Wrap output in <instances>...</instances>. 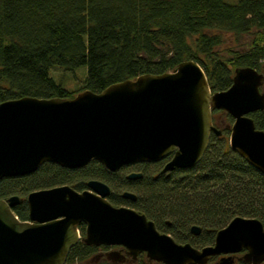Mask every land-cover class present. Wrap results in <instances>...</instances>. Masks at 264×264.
I'll use <instances>...</instances> for the list:
<instances>
[{"label": "trees", "instance_id": "obj_1", "mask_svg": "<svg viewBox=\"0 0 264 264\" xmlns=\"http://www.w3.org/2000/svg\"><path fill=\"white\" fill-rule=\"evenodd\" d=\"M225 34L236 40L248 35V42L225 55L220 52ZM189 58L202 67L212 91L227 89L238 66L264 72V0H0V102L101 92L114 82L171 71ZM83 65L87 76L77 89L50 73L53 67ZM212 113L219 116L221 134H211L192 168L160 173L159 160L110 172L97 161L81 169L46 162L31 174L0 180V198L62 184L79 189L96 178L110 186L112 204L127 203L177 242L211 244L216 231L238 215L264 225V175L229 147L233 118L222 110ZM249 116L264 130V110ZM131 169L142 177L128 179ZM123 190L134 192L135 201L123 198ZM13 211L28 219L25 201ZM192 225L201 228L199 235L191 234ZM76 251L80 259L92 252L80 243L71 249L72 259ZM135 264L158 263L142 255Z\"/></svg>", "mask_w": 264, "mask_h": 264}, {"label": "water", "instance_id": "obj_2", "mask_svg": "<svg viewBox=\"0 0 264 264\" xmlns=\"http://www.w3.org/2000/svg\"><path fill=\"white\" fill-rule=\"evenodd\" d=\"M264 72L238 66L231 85L212 91L202 67L185 59L161 74H141L114 82L101 92L84 89L71 98L22 96L0 102V180L35 172L46 162L65 168L99 162L110 172L166 156L161 173L194 167L211 133L221 134L212 110L228 113L229 147L264 175V130L250 113L264 110ZM142 173L131 171L128 179ZM78 192L68 184L37 189L26 196L28 220L13 211L19 196L0 198V264H64L85 224L87 244L122 245L133 259L145 253L163 264H246L264 262V225L255 217L235 216L215 233L211 244L195 247L159 232L145 214L109 200L102 180L87 181ZM121 196L134 201L136 194ZM198 235L201 228L192 225ZM122 261L118 250L107 253Z\"/></svg>", "mask_w": 264, "mask_h": 264}, {"label": "flooded vegetation", "instance_id": "obj_3", "mask_svg": "<svg viewBox=\"0 0 264 264\" xmlns=\"http://www.w3.org/2000/svg\"><path fill=\"white\" fill-rule=\"evenodd\" d=\"M215 117L217 118L218 117V119H219V116H216V115H214L213 113H212V120H213V124L214 125H216L218 128H220V125H219V123H218V120H216L215 119ZM212 134V133H211ZM171 158V155H169V156H166V157H164V158H162V159H160V160H163V163H162V166H161V168H160V171H161V169H162V167L164 166V164H165V162H167L169 159ZM157 161H159V160H157ZM154 162H156V161H154ZM141 163H150V162H141ZM151 163H153V162H151ZM89 164V163H88ZM138 164H140V163H134V164H131V165H127V166H137ZM85 166H87V165H85ZM84 166V167H85ZM63 168H65V167H63ZM81 168H83V167H80V168H74V169H81ZM67 169H70V168H67ZM175 169H177V168H175ZM174 169V170H175ZM131 171H137V170H133V169H131V170H129L127 173H126V177H127V174L129 173V172H131ZM171 171H173V170H171ZM139 172V171H138ZM167 172H169V171H167ZM161 173V172H160ZM154 175H156V172H155V174ZM90 179H92V178H89L88 180H90ZM88 180H86V182H85V185L84 186H82L81 188H79V189H76V188H74L73 186H71V187H73L75 190H77L78 192H81V191H83V190H85V189H88V187H87V181ZM130 180H132V179H130ZM135 180V179H134ZM69 185V184H68ZM110 187V186H109ZM124 191V190H123ZM122 191V192H123ZM110 192H111V188H110ZM121 192V193H122ZM14 195V194H13ZM17 195V194H16ZM19 196V195H18ZM27 196V195H26ZM26 196L25 197H20L19 196V199H20V201H19V203L18 204H16V205H14V207H16V206H19L21 203H23L24 201L26 202ZM7 198V197H6ZM6 198H2V199H6ZM127 200H129V199H127ZM131 201V200H130ZM135 201V200H134ZM121 205H124V206H129V207H131L130 205H128L127 203H125V204H121ZM118 206H120V205H118ZM13 207V208H14ZM133 208V207H132ZM136 210V209H135ZM26 220H28V219H26ZM81 226H84V231H82V228H81ZM158 230V229H157ZM77 231H78V240H76V242L73 244V246L70 248V250H69V252H68V254H67V256H66V258H65V261H64V264H77V262L79 261H82V260H84V261H88V263H90V264H102V263H104V262H111V263H120V264H135L136 262H138V260H139V258L142 256V255H144L145 257H146V255H145V253H140V254H138L137 255V258L136 259H133L131 256H129V255H127L126 254V248L125 247H123L122 245H107V244H99V245H94V244H87V243H85L83 240H82V238L84 237V235H85V224L83 223V222H81V223H79L78 225H77ZM159 232H164V233H167V232H165V231H161V230H158ZM191 232V231H190ZM201 232V231H200ZM169 234V233H168ZM192 234V233H191ZM200 234V233H199ZM198 234V235H199ZM194 235V234H193ZM196 236V235H195ZM80 243H84L85 245H87V246H90V249H91V253L89 254V255H87L85 258H82V259H80V258H77V251H76V254H75V256H74V258L72 259L71 258V256H70V252H71V249L72 248H76L77 247V245L78 244H80ZM180 243H184V242H180ZM190 243V242H189ZM194 246V245H193ZM203 246V245H202ZM196 247V246H195ZM201 247V246H200ZM112 250H118V251H120L123 255H124V259L122 260V261H114V260H112V258L111 257H108L107 256V253L108 252H110V251H112ZM241 255V253H238V254H236L235 255V258H238L239 256ZM147 258V257H146ZM218 257L216 256V259H217ZM148 259V258H147ZM149 260V259H148ZM240 260V259H239ZM149 261H153V262H157L158 264H163V263H161V262H158V261H154V260H149Z\"/></svg>", "mask_w": 264, "mask_h": 264}, {"label": "rangeland", "instance_id": "obj_4", "mask_svg": "<svg viewBox=\"0 0 264 264\" xmlns=\"http://www.w3.org/2000/svg\"><path fill=\"white\" fill-rule=\"evenodd\" d=\"M229 3H236L237 0H225ZM224 41L220 47V52L223 54H228L229 50H240L244 48V44L248 42L249 36H244L243 39L236 40L232 35L225 34ZM50 73L53 78L63 83V85L68 89H77L81 87L87 76L86 66H79L73 69H64L60 67H53L50 69ZM264 91V90H263ZM236 264L240 261L239 258L235 259ZM216 259L213 260L210 264H215ZM77 264H90L88 261H78ZM264 264V263H263Z\"/></svg>", "mask_w": 264, "mask_h": 264}]
</instances>
